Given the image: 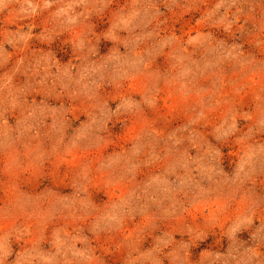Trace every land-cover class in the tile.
Here are the masks:
<instances>
[{
	"label": "rangeland",
	"instance_id": "obj_1",
	"mask_svg": "<svg viewBox=\"0 0 264 264\" xmlns=\"http://www.w3.org/2000/svg\"><path fill=\"white\" fill-rule=\"evenodd\" d=\"M0 264H264V0H0Z\"/></svg>",
	"mask_w": 264,
	"mask_h": 264
}]
</instances>
